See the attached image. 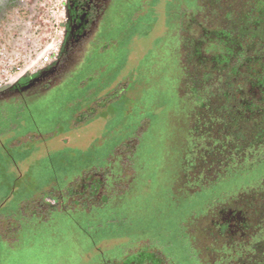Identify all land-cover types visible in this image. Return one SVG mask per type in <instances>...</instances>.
<instances>
[{
	"label": "rangeland",
	"instance_id": "rangeland-1",
	"mask_svg": "<svg viewBox=\"0 0 264 264\" xmlns=\"http://www.w3.org/2000/svg\"><path fill=\"white\" fill-rule=\"evenodd\" d=\"M253 1L124 0L108 54L85 55L45 91L2 101L0 264H133L142 249L198 264L234 214L225 202L262 185L264 161L195 183L179 143L187 108L175 102L189 98V52L211 57L207 41L222 30L200 5L216 16ZM67 20V0H0V86L57 57ZM98 168L108 182L86 197Z\"/></svg>",
	"mask_w": 264,
	"mask_h": 264
},
{
	"label": "trees",
	"instance_id": "trees-1",
	"mask_svg": "<svg viewBox=\"0 0 264 264\" xmlns=\"http://www.w3.org/2000/svg\"><path fill=\"white\" fill-rule=\"evenodd\" d=\"M261 1L256 0L252 9L243 5L238 9L225 6L220 9L222 14L216 16L215 12L210 13L213 8L200 5L205 14L209 12L203 21L220 16L222 30L207 41L212 46L206 48L211 57L203 55L198 48L189 52V68H185L189 73V98L179 97L175 102L177 109L187 108L181 124L185 138L180 140L179 150L184 161H191L183 163V168L195 183L216 180L233 169L248 170L264 161V5ZM262 181L261 186L225 202L234 214L214 240L199 248L198 264H264ZM120 260L99 264H116ZM189 264L195 263L191 260Z\"/></svg>",
	"mask_w": 264,
	"mask_h": 264
},
{
	"label": "flooded vegetation",
	"instance_id": "flooded-vegetation-1",
	"mask_svg": "<svg viewBox=\"0 0 264 264\" xmlns=\"http://www.w3.org/2000/svg\"><path fill=\"white\" fill-rule=\"evenodd\" d=\"M123 1L67 0L66 34L58 56L37 72L28 74L7 86H0V104L2 101L6 103L11 99L26 98V92L32 93L33 96L45 91L54 85L56 82L53 83V81L68 71L70 66L78 69L85 55L95 57L94 55L108 54L115 43V36L107 33L108 27L113 24L111 15L114 12L115 20L121 17L122 9H118V4ZM98 66L104 67L105 64ZM99 169H95V173L82 185L85 188L82 193L88 197L97 195L108 181L106 176L103 180V177L99 175ZM152 251L142 249L133 264H167L163 258L155 256Z\"/></svg>",
	"mask_w": 264,
	"mask_h": 264
},
{
	"label": "built area",
	"instance_id": "built-area-1",
	"mask_svg": "<svg viewBox=\"0 0 264 264\" xmlns=\"http://www.w3.org/2000/svg\"><path fill=\"white\" fill-rule=\"evenodd\" d=\"M46 59L49 60V57H47Z\"/></svg>",
	"mask_w": 264,
	"mask_h": 264
}]
</instances>
